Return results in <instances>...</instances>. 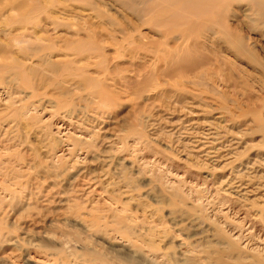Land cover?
<instances>
[{
    "label": "rangeland",
    "instance_id": "1",
    "mask_svg": "<svg viewBox=\"0 0 264 264\" xmlns=\"http://www.w3.org/2000/svg\"><path fill=\"white\" fill-rule=\"evenodd\" d=\"M149 5L0 0V264H121L81 221L112 249L127 244L120 222L152 231L143 264H264V17L239 0L220 10L253 58L222 33L163 36L154 22L172 8Z\"/></svg>",
    "mask_w": 264,
    "mask_h": 264
},
{
    "label": "bare ground",
    "instance_id": "2",
    "mask_svg": "<svg viewBox=\"0 0 264 264\" xmlns=\"http://www.w3.org/2000/svg\"><path fill=\"white\" fill-rule=\"evenodd\" d=\"M224 1H226V0H150V3H151V5H149V7L144 11L145 13L144 14H146L147 15V13H150V11L152 10V9H154V7H156V6H162L163 7V9L165 8H168V7H171L172 9L170 10L171 11V13H170V15H169V17L168 18H166V19H163L162 21H157V22H154V21H152V22H154V24H155V27H170V25L171 26H173V27H176V28H179V27H185L186 29H187V31L192 35V33H196V31L195 30H197L198 31V34L199 35H205L206 34V32L207 31H211L212 33H209V34H213V33H215L214 34V36H221V33L224 35V36H226V43L232 48V49H234L237 53H239V54H244V55H246V56H248V57H251V55L253 54H251V52L248 50L249 48L248 47H245L244 45H247V44H244L242 41H240V40H238V39H232L231 37H229V35H228V30L230 29L229 28V26H228V22H226V21H224V19H223V13H221V9L224 11V9L223 8H221V7H223L224 5H223V3H224ZM239 1H245V2H249V3H251L254 7L256 6V10L258 11V13L257 14H259L260 16H263L264 17V0H239ZM149 2V1H148ZM227 4V3H226ZM148 6V5H147ZM146 6V7H147ZM145 9V8H144ZM160 9V8H159ZM158 10V9H157ZM167 11V10H166ZM222 11V12H223ZM159 12V11H158ZM155 13V12H154ZM153 13V14H154ZM224 13H225V11H224ZM163 16V15H162ZM162 16H154V17H156V20H157V17L159 18V19H161L160 17H162ZM153 17V18H154ZM165 17V16H164ZM261 18V17H260ZM228 23V24H227ZM147 25V24H146ZM148 25H150V24H148ZM231 25V24H230ZM151 26V25H150ZM165 28V31L162 33V35L165 33V35H163V36H166L167 35V37H169L170 35H172V34H169V36H168V32H166V30L168 31V29L169 28ZM212 27V28H211ZM152 29H153V31H154V27H152ZM171 29V28H170ZM182 29V28H181ZM180 29V30H181ZM151 30V29H150ZM176 30V29H175ZM231 31H232V28L230 29ZM149 31V30H148ZM152 31V32H153ZM156 31V30H155ZM158 31H160V29L158 30ZM163 31V30H162ZM186 31V30H185ZM192 31H195V32H192ZM139 32V31H138ZM170 32H172L171 30L169 31V33ZM167 33V34H166ZM184 34H185V32H183ZM207 33V35H209ZM217 33H219V35H216ZM230 33V32H229ZM174 34V33H173ZM187 34V33H186ZM185 34V35H186ZM137 35V34H136ZM141 35V34H140ZM176 35V34H175ZM180 35V34H179ZM188 35V34H187ZM186 35V36H187ZM191 35H189V36H191ZM207 35H205V36H207ZM148 36V35H147ZM173 36V35H172ZM183 36V35H182ZM204 36V37H205ZM210 36H213V35H210ZM209 36V37H210ZM224 36H221V38H223ZM231 36V35H230ZM166 37V38H167ZM188 37V36H187ZM194 37V36H193ZM207 38V39H204L203 41H207L208 39L210 40V38ZM218 37V38H219ZM178 38H180V36L178 37ZM192 38V37H191ZM195 38H197V37H195ZM201 38V37H200ZM215 38V37H214ZM233 38H238V36L237 37H235V36H233ZM173 39H174V37H173ZM182 39V38H181ZM186 39V38H185ZM215 39H217V38H215ZM223 39H225V37L223 38ZM222 39V40H223ZM240 39V38H239ZM199 40V39H198ZM202 40V39H201ZM140 41V40H139ZM186 41V40H185ZM200 41V40H199ZM217 42H218V40H216ZM208 42V41H207ZM217 42H215V43H217ZM225 42V41H224ZM244 42L246 43V41H245V39H244ZM147 43V42H146ZM209 43V42H208ZM225 44V43H224ZM194 45V44H193ZM196 45V44H195ZM195 45L193 46L194 48H195ZM210 45H212L211 43H210ZM214 45V44H213ZM219 45V44H218ZM228 45H227V48H229L228 47ZM182 46V45H181ZM190 46H191V48H192V44H190ZM189 46V47H190ZM226 46V45H225ZM186 47V46H185ZM187 48V47H186ZM197 48V47H196ZM217 48V47H216ZM221 48V47H220ZM248 48V49H247ZM190 49V48H189ZM231 49V50H232ZM251 49V48H250ZM183 49L181 48V51H182ZM188 50V49H187ZM187 50H185L184 49V51H187ZM194 50H196V49H194ZM174 51V50H173ZM191 51H193V50H190V52ZM217 51H218V49H217ZM254 51V50H253ZM177 52L179 53V51H178V48H177ZM177 52H173L174 54L173 55H175V54H177ZM219 52V51H218ZM217 52V53H218ZM187 53H188V51H187ZM187 53H185L184 55V59L182 58V57H180V56H178L177 55V60H178V57H180L179 58V60H182V61H185V60H187V57L188 58H192L191 56H189ZM220 53H222L221 52V50H220ZM171 56H172V54H170ZM181 55H183V54H181ZM221 55V54H220ZM238 55V54H237ZM254 55V54H253ZM253 55H252V57H253ZM176 56V55H175ZM239 56V55H238ZM195 57H197V56H195ZM169 58H171V57H169ZM168 58V59H169ZM254 58V57H253ZM189 59V60H190ZM193 60H194V57L192 58ZM192 59L190 60V63H191V61H192ZM198 58H196V60H197ZM195 60V61H196ZM221 60V59H220ZM158 61H159V59H158ZM171 61H173V60H171V59H169L168 60V62L170 63ZM174 61H176L175 60V57H174ZM188 61V60H187ZM193 62V63H191L192 65H194V63H196V62ZM250 61V60H249ZM255 62H257V59L255 58V60H254ZM178 62V61H177ZM221 62V61H220ZM223 62L225 63V61L223 60ZM222 62V63H223ZM174 63V62H173ZM173 63H172V65H173ZM180 63H182L181 61H180ZM190 63H187L186 62V64H190ZM224 63H223V65H224ZM176 64V63H175ZM174 64V65H175ZM170 65V64H169ZM171 65V66H172ZM174 65L172 66V69L173 68H176V69H174V70H176V71H178V70H180V64H179V68H178V64H176L177 66L176 67H174ZM184 65H185V63H184ZM183 65V67L185 68V67H187V66H184ZM171 66H170V68H171ZM182 66V65H181ZM191 66V65H190ZM190 66H188V68L190 67ZM197 66H198V64H197ZM192 67H194V68H192V69H198L197 67H196V65L195 66H192ZM199 67V66H198ZM168 68V67H167ZM184 68H182L181 67V69H184ZM188 68H186V69H188ZM178 69V70H177ZM195 69V70H196ZM173 70V71H174ZM189 70H191V67L189 68ZM188 70V71H189ZM194 70V71H195ZM188 71H186V73H185V75L188 73ZM192 72H193V70H191ZM191 71H189V72H191ZM170 72H172L171 71V69H170ZM179 72V71H178ZM177 72V73H178ZM180 72L182 73V72H185L184 70L183 71H181L180 70ZM191 72V73H192ZM173 74V73H172ZM182 74H184V73H182ZM191 75V74H190ZM195 75V74H194ZM194 75H193V77H194ZM202 75H204V73L202 72ZM212 75V74H211ZM210 75V76H211ZM179 76H183L184 77V75H178V77ZM188 76V75H187ZM200 76H201V74H200ZM205 77V76H204ZM207 77H209V76H207ZM181 78V80H182V77H180ZM187 78V77H186ZM213 79L215 78V77H212ZM211 78V79H212ZM184 79H185V77H184ZM183 79V80H184ZM195 79H196V77H195ZM212 79V80H213ZM178 80H180L179 78H178ZM187 79H185L184 81H186ZM189 80H190V78H189ZM201 80H203V78L201 79ZM208 80H210V78H208ZM207 79H206V81H208ZM217 80V77H216V79H214V81H216ZM228 80V79H227ZM88 81H89V79H88ZM230 81V80H229ZM182 82V81H181ZM192 82H194V80L192 81ZM213 82V81H212ZM223 82H224V78H223ZM184 83V82H183ZM189 83V82H188ZM201 84V83H200ZM197 86V85H196ZM199 86V85H198ZM100 97H102V96H100ZM102 99V98H101ZM102 101V100H101ZM100 101V102H101ZM100 104H102V103H100ZM103 104H104V102H103ZM217 119V118H216ZM140 121V120H139ZM207 123V122H206ZM136 124H137V120H136ZM136 124L134 125V127L136 126ZM152 124H144V122L143 123H140L139 122V126H140V129H139V131H141L142 132V129L143 130H145L146 132H147V135H153V127L151 126ZM199 125V124H198ZM203 125V124H202ZM217 125V124H216ZM139 126H136V127H139ZM152 127V128H151ZM148 128V129H147ZM156 131V130H155ZM144 132V131H143ZM143 132H142V135H144L143 134ZM151 132V133H150ZM192 132V131H191ZM201 132V131H200ZM196 133V132H195ZM168 134V133H167ZM169 134H173V133H169ZM168 134V135H169ZM147 135L145 134V137L147 138ZM166 135V134H165ZM167 135V136H168ZM203 135H205V133H203ZM140 136V135H139ZM190 136V135H189ZM195 136V135H194ZM216 136V135H215ZM170 138H171V136H169ZM213 137V136H212ZM205 138V137H204ZM180 139V138H179ZM177 140V139H176ZM195 141V140H194ZM204 143V142H203ZM210 143V142H209ZM230 143V142H229ZM178 144V143H177ZM196 144H198L199 146H200V143H196ZM198 147V146H197ZM169 149V148H168ZM199 149V148H198ZM220 149V148H219ZM172 150V149H171ZM200 150V149H199ZM208 151V150H207ZM212 152V151H211ZM219 152V151H218ZM210 153V152H209ZM214 153V152H213ZM216 153V152H215ZM188 155H190V154H186V155H184V157H185V159L187 158V156ZM197 157V156H196ZM196 157H194V158H196ZM214 157V156H213ZM216 157V156H215ZM193 158V159H194ZM217 158V157H216ZM197 159V158H196ZM186 160H188V159H186ZM218 160V159H217ZM193 161V160H192ZM197 161H198V159H197ZM200 161V160H199ZM219 161H220V159H219ZM195 163V162H194ZM201 162H198V164H200ZM196 165H197V163H196ZM201 165H203V164H201ZM121 167V166H120ZM201 167V166H200ZM123 168V167H122ZM121 168V169H122ZM213 168V167H212ZM123 170H125V168H123ZM212 170V169H211ZM122 172V171H121ZM241 174V173H240ZM261 177H263V176H261ZM99 181H100V179H98ZM102 184V183H101ZM112 186V185H111ZM102 187H104V186H102ZM230 187V186H229ZM105 188V187H104ZM108 188H110V185H109V187ZM106 189H107V187H106ZM106 189L104 190V192L105 193H108V191H106ZM101 191H103V190H101ZM110 192V191H109ZM111 193V192H110ZM109 193V194H110ZM99 194V193H98ZM112 194V193H111ZM109 196V195H108ZM255 198H254V201L255 202H258V201H262L263 202V204H264V195H263V193H262V195H259V196H257V194H254L253 195ZM112 198V197H111ZM253 200V199H252ZM251 200V201H252ZM253 202V201H252ZM119 218V217H118ZM128 219V218H127ZM122 220V219H121ZM128 222V221H127ZM119 223V222H118ZM121 224H123L121 227H119V228H117V229H115V233H120L121 235H124L125 237H126V241H127V244H125V245H122L121 246V248L120 249H112L111 247H109V246H107V245H103V243H99L98 241H97V238L95 237L96 236V233L97 232H101L100 230H99V228L98 227H96V226H94V225H91V226H87L84 222H82L81 221V223L80 224H78L79 226H80V229H79V232H82L83 234H86V236H87V238L91 241V242H93L94 243V245L95 246H98L99 248H101L102 250H104V251H107L108 252V254H110V256L111 257H113V258H115L116 260H118L119 262H121V264H125V263H130V264H143L142 262H138L137 261V255H138V253H140V251L143 249L144 250V248L145 247H147V248H149L150 249V251H155V253L157 252V250H158V246H157V244H155V240H154V238L156 237V235H154V233L151 231V232H149V233H147V235H146V237L147 238H145V239H143V238H141V236H140V234H141V230L139 229V225H137V224H134V225H132V224H129V223H131V222H129V223H124V222H120ZM119 223V224H120ZM136 227H137V229H136ZM125 229V232H119V229ZM166 233V232H165ZM164 233V234H165ZM105 235H106V233H104ZM158 235H159V233H158ZM188 238V237H187ZM132 239H135L134 241L132 240ZM137 242H139V244L137 243ZM190 246H193L191 243L189 244ZM131 246L134 248V251H131L130 250V248H131ZM226 248L229 250L228 252L231 254V252L230 251H232L233 249H235L234 248V245L232 244V242H230V243H227L226 244ZM40 247H42V246H40ZM127 247V249H125V248ZM236 250V249H235ZM57 251V250H56ZM58 251H60L61 252V250H58ZM143 252V254H145L144 253V251H142ZM59 253V252H58ZM241 252H239V254H240ZM143 254H142V256H143ZM174 254H176L175 252H174ZM55 255V254H54ZM58 255V254H57ZM165 256H167V260H168V262H171L172 264H183V263H187V264H192L194 261L196 262V261H198L197 260V256L196 257H194V255H190V254H187L186 252H180V258L179 257H175V256H173V255H169V254H166ZM62 257V256H61ZM59 258V257H58ZM140 258V257H139ZM203 258V257H202ZM60 259V258H59ZM61 261H60V263L61 264H68L67 263V261H66V259L64 258V257H62L61 259H60ZM97 263H99V264H110L111 262L109 261V259H107L104 255H97ZM252 260V262H254V259H251ZM201 261V260H200ZM199 261V262H200ZM150 262H154L153 260H151ZM145 263V262H144ZM255 263V262H254ZM260 264V263H259Z\"/></svg>",
    "mask_w": 264,
    "mask_h": 264
}]
</instances>
